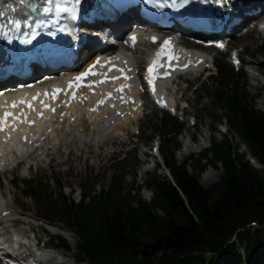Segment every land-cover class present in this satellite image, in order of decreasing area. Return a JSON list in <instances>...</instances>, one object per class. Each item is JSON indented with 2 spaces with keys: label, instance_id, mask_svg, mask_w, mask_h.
I'll list each match as a JSON object with an SVG mask.
<instances>
[{
  "label": "trees",
  "instance_id": "1",
  "mask_svg": "<svg viewBox=\"0 0 264 264\" xmlns=\"http://www.w3.org/2000/svg\"><path fill=\"white\" fill-rule=\"evenodd\" d=\"M235 95L232 92L230 99L235 100ZM243 98L244 103L229 112L239 122L241 139L264 163V115L250 110L246 96ZM168 154L166 163L183 199L169 182L155 178L149 184L154 191L150 203L112 182L99 194L92 193L93 188L82 189L79 203L61 192H50L53 219L63 218L75 228L80 249L89 256H102L110 263L128 259L130 264H152L160 252L175 258L212 249L242 225L264 219V177L256 175L246 162L233 160L229 152L222 156L225 174L219 188L213 190L218 196L211 205L210 191L201 189L186 166L174 165ZM157 209L165 216H157Z\"/></svg>",
  "mask_w": 264,
  "mask_h": 264
},
{
  "label": "rangeland",
  "instance_id": "2",
  "mask_svg": "<svg viewBox=\"0 0 264 264\" xmlns=\"http://www.w3.org/2000/svg\"><path fill=\"white\" fill-rule=\"evenodd\" d=\"M264 44V42H263ZM252 62L254 64H263L264 65V56L261 58L259 56H253L251 58ZM264 71V67H263ZM257 80L253 82V87H250L248 89L250 95H254L256 93H261L262 97L257 101V108L263 107L264 109V77H258L256 78ZM192 99V98H191ZM193 102H196V97L193 99ZM204 107H207V112L210 115L211 111H209L210 108V101L208 99H204L203 101ZM260 108V110H262ZM191 112L195 113L198 118V124L200 126L196 127V131L194 129H188L185 132H182L181 136L178 137V142L180 144V148H182L183 152L182 154L177 153L176 154V160L177 162H181L182 159L188 155L186 154L185 150L183 148L186 147V145H189V150L187 153H198L199 150L203 147L208 146L209 142V137H210V122L206 118L205 120H202V117L205 115V113L201 114L196 111L195 108L190 109ZM159 118H151L147 119L144 125V136H142L141 141L143 143L137 144L138 147L136 148L137 150V159L140 162V170L144 169V171H149L152 172V168H150V163L147 160L146 156H144L145 152H148V148L145 145V140L147 139V135H149V131H146V127L151 125L154 121H156ZM224 129H226L225 126H223ZM190 137L196 138L195 143H190ZM219 139H221L220 136H218ZM110 143L109 141L107 145L105 146L104 144L102 145V148L98 149L95 144L91 145H85V146H80L77 145L75 148H73L71 155L70 156H55V159H58L60 161H55L54 163V168H52L49 171H44L41 172L39 177L40 179H46V178H51L49 179L51 188H57V187H62L65 191L66 194L70 193V190L72 189L74 191V194L72 197L77 200L78 196V188L79 184L86 183L87 186H91L92 184H95L96 188H102L105 185L108 184L107 181V176H110L112 173L113 169H109L110 161L108 162L109 159L112 158V156H109L110 152L113 150V148H110ZM118 142H116L114 145L116 146ZM118 149V148H117ZM115 149V150H117ZM124 151V150H123ZM240 151H245V148L242 147ZM62 163V164H61ZM134 162L132 161V157L128 156L123 163L118 165V168L124 167L123 170L130 172L131 167L133 166ZM146 166V167H145ZM117 167V166H116ZM192 172V167L191 169ZM54 173H51V172ZM217 171H220L221 175V168H215V169H207L199 178L200 184L203 183V179L206 175L209 173L212 174L211 176V181L210 183H205L206 185L210 186L212 184H215L219 181L220 175H216ZM141 174V173H140ZM26 174H18V180L11 182L13 179V176H10L7 178V175L4 176L1 185H0V190L2 195L5 197V201L7 202L8 199L10 198L11 204L13 206L14 211L16 210V217H18L17 222H7L4 223V227L10 228L11 226H14V229L17 231H21L27 236H31V232L35 230V233L37 234L36 237H41L43 238L44 235L42 234L43 228H37L35 226H31L32 224L39 222L42 217V213L45 210L44 207L47 206V201L41 197H36L34 200H30L28 198H23L20 194L19 188L14 187V185H17V183H22V181H25L27 177H25ZM131 173L128 174L127 178L125 179L126 184H130L132 177ZM57 181H56V180ZM86 179V181H85ZM146 175H138V185H143L146 182ZM203 186V185H202ZM208 186H203V187H208ZM144 193L142 194L143 198L148 199L149 198V192L147 190L143 191ZM21 222H24L21 224ZM31 229H33L31 231ZM66 238L69 240L70 244L75 243V237L69 233L65 235ZM46 240L48 238H45Z\"/></svg>",
  "mask_w": 264,
  "mask_h": 264
},
{
  "label": "snow or ice",
  "instance_id": "3",
  "mask_svg": "<svg viewBox=\"0 0 264 264\" xmlns=\"http://www.w3.org/2000/svg\"><path fill=\"white\" fill-rule=\"evenodd\" d=\"M51 2V0H49V3ZM62 2L64 4L68 3V0H57L56 6H55V12L57 15L61 14V13H71V18L75 19L76 15L79 11L78 9V5H80L81 0H72V7L69 8L67 6H62ZM153 2V0H144L145 4H151ZM189 2V0H182V3L177 5L176 4V0H172V6L173 7H183L185 4H187ZM45 12H49L51 11V8L45 7L44 8ZM15 26L17 28L20 27V22L19 21H15ZM65 28H61L60 31H65ZM3 35H5L7 37V33H3ZM27 35V34H25ZM36 33H32V38H35ZM49 35L54 36L55 32H50ZM9 43H11V37H7ZM130 39L132 41H135L136 37L133 35L132 37H130ZM156 37H152V40L155 42L156 41ZM32 42L31 39H25V40H21V43L24 44H30ZM222 47V45H221ZM172 48V42H171V38L165 39L163 42V47H162V51H167L168 52V59L172 60L174 59V55L171 51H168L169 49ZM158 56L160 55V53L157 54ZM236 63H239L238 59L235 61ZM110 63V61H109ZM100 65V58L97 57L95 62L91 65L88 66V69L84 72L79 73V75H77L75 77V83L70 82L69 83V89L73 88V87H79L80 86V82H83L85 80L86 77H88L89 75H95L94 69ZM159 66V60L154 61L153 64L148 68V73L150 74V78H149V84H153V91H155V86H154V74L156 71V68ZM125 79H128V77H125ZM103 82V81H101ZM119 90H122L119 89ZM63 90L60 88H56L50 95L53 99L56 98L57 94L61 93ZM44 95H49V93H44ZM111 94L109 93V96ZM73 98H75V93H73ZM33 100L37 99V97H33ZM101 103H103V101H101ZM19 104H25L29 109L33 108V105L31 102L27 101V100H20ZM12 108H16L17 107V102H13L11 104ZM43 107L48 108L49 105L44 104ZM53 112L55 111V109H51ZM22 116L24 115L23 113L21 114ZM40 115L42 116L43 113H40ZM13 116V113L10 111H6L3 114V117H0V131H3L5 127H7V123H6V119L7 117ZM19 119V118H17ZM29 124L33 123L32 121H28ZM14 127V125H13ZM26 139V138H25Z\"/></svg>",
  "mask_w": 264,
  "mask_h": 264
},
{
  "label": "bare ground",
  "instance_id": "4",
  "mask_svg": "<svg viewBox=\"0 0 264 264\" xmlns=\"http://www.w3.org/2000/svg\"><path fill=\"white\" fill-rule=\"evenodd\" d=\"M130 60L133 62V64L136 66L137 65V61L135 60V59H133V58H130ZM116 131H121V129L119 128V129H116ZM179 153H182V150L179 152ZM143 172H144V170H142L141 171V174H143ZM220 173H217L216 175L218 176ZM211 176H212V174L211 173H209L208 175H206L205 177H204V179H203V184H204V182L205 183H210V181H211ZM0 199H2V195H1V193H0ZM0 207H1V202H0ZM0 237L2 238V240L7 244V245H9L10 246V244L9 243H11L12 241H13V239H12V237H16V239L18 240V237H17V235L14 233V231H12L11 233H9L8 231H4V230H2V233L0 232ZM11 236V237H10Z\"/></svg>",
  "mask_w": 264,
  "mask_h": 264
}]
</instances>
